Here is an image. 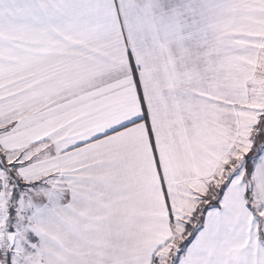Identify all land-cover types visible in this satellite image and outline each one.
<instances>
[{
  "label": "snow or ice",
  "instance_id": "6c2138e0",
  "mask_svg": "<svg viewBox=\"0 0 264 264\" xmlns=\"http://www.w3.org/2000/svg\"><path fill=\"white\" fill-rule=\"evenodd\" d=\"M0 264H264V0H0Z\"/></svg>",
  "mask_w": 264,
  "mask_h": 264
}]
</instances>
